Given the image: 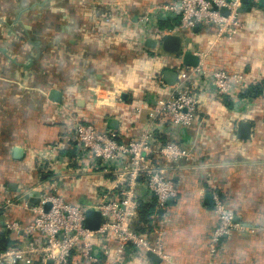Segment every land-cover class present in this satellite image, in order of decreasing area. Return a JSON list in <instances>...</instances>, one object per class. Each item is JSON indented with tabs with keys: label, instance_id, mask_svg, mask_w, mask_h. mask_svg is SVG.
I'll return each instance as SVG.
<instances>
[{
	"label": "crops",
	"instance_id": "obj_1",
	"mask_svg": "<svg viewBox=\"0 0 264 264\" xmlns=\"http://www.w3.org/2000/svg\"><path fill=\"white\" fill-rule=\"evenodd\" d=\"M171 1L0 0V183L5 182L7 196L14 198L35 183V154L64 130L55 120L60 105L122 142L139 139L150 109L166 95L156 83L168 69L163 63L173 70L180 62L175 55L149 52L138 22L153 6ZM113 3L128 12L127 24H104ZM243 12L245 30L214 46L204 64L249 74L254 83L238 90L235 99H214L209 82L197 86L201 104L193 123L160 139L178 142L191 155L171 173L177 196L140 232L152 236L158 229L163 253L176 264L208 263L207 243L216 221L204 195L212 192L239 220L213 264H264V9ZM179 34L198 50L214 36L212 28ZM96 87L119 91L120 100L108 107L95 104ZM50 90L61 93L59 103L48 99ZM100 90L97 96L106 98ZM240 122L251 126L248 139L237 137ZM15 147L22 149L19 159L13 158ZM81 170L64 195L75 203L92 202L109 179L94 169ZM140 195L149 204L143 186ZM8 219L25 225L32 213L12 208ZM131 254L117 264H167L152 261L147 252Z\"/></svg>",
	"mask_w": 264,
	"mask_h": 264
},
{
	"label": "built area",
	"instance_id": "obj_2",
	"mask_svg": "<svg viewBox=\"0 0 264 264\" xmlns=\"http://www.w3.org/2000/svg\"><path fill=\"white\" fill-rule=\"evenodd\" d=\"M262 1L247 0L243 5L241 0H173L153 6L140 18L142 35L157 43L155 48L148 49L153 54L162 53L159 45L164 34L180 36L181 31L192 33L194 28H212L214 36L206 40L202 50L189 46L199 58L196 67L183 66L180 55H172L180 62L173 69L176 82L167 86L157 79L156 83L167 89L166 95L159 97L150 109L138 140L122 142L116 134L98 130L93 123L73 115L67 105L59 106L55 120L64 130L35 154L33 186L25 187L23 193L14 198L7 196L0 186L3 231L18 243L0 251V264H117L119 259L126 262L131 253L138 251L151 252L167 264H176L163 253L158 229L151 230L152 236L136 230L140 186L148 194L145 202L153 204L151 218L168 208L167 201L177 196L171 173L181 160L191 155V150L176 141L161 142L160 139L193 123L201 104L197 86L203 87L204 82H209L214 99H235L238 90L254 83L249 74L210 67L204 61L214 46L235 39L245 30L246 22L242 17L245 13H239L238 9L245 10L250 5L249 12H252L260 8ZM108 7L104 24L130 21L124 8L116 3ZM222 9L226 15L221 13ZM165 20H168L167 26H161L160 22ZM166 63L163 64L169 69ZM94 89L95 104L108 107L111 100H120L119 91ZM98 90L106 94V98L97 96ZM67 149L73 150L72 157H60L59 153ZM73 166L78 171L73 172ZM82 168L99 171L108 177L109 183L96 192L92 202L75 203L66 198L64 191L72 187V178L83 175ZM30 193H38L36 205L29 206L24 199V195ZM47 203L50 206L45 211ZM211 205L216 224L207 243V264H213L223 239L239 228L233 222V212L218 193H211ZM12 208L30 210L31 221L25 225L10 221ZM87 210L100 214V225L95 231L84 227ZM138 226L144 227L143 224Z\"/></svg>",
	"mask_w": 264,
	"mask_h": 264
},
{
	"label": "water",
	"instance_id": "obj_3",
	"mask_svg": "<svg viewBox=\"0 0 264 264\" xmlns=\"http://www.w3.org/2000/svg\"><path fill=\"white\" fill-rule=\"evenodd\" d=\"M241 3L243 5L247 4V0H241ZM260 5L264 7V1L260 2ZM264 9V8H263ZM244 11V8H239L238 12L241 13ZM221 13L223 15H226V12L224 9L221 10ZM197 29L194 28L193 31H196ZM157 45L156 41L153 39H147L145 41V46L147 48L153 49ZM160 50L165 54L170 55H180L181 64L183 66L188 67H196L199 62L198 56H196L192 50L188 47L186 43L182 41V38L179 35L175 34H164L161 37L160 41ZM176 73L173 70H164L160 76V80L167 86H171L176 82ZM48 99L51 102L59 103L61 100V93L57 90H50L48 93ZM250 124L246 122H240L237 126V137L238 139L245 140L249 138L250 135ZM22 154V149L15 147L13 149V158L19 159ZM11 189L13 188V185L10 186ZM24 198L27 200V203L29 206L36 205L39 201L38 199V193L33 194H25ZM172 200L167 201V205L171 204ZM204 202L210 204L211 203V194H205L204 195ZM50 204L47 203L44 206V210L47 211L49 209ZM159 213V212H158ZM101 217L98 211L95 210H87L85 212V218H84V227L90 231H95L98 229L100 225ZM238 218L234 216V223H238ZM0 222L3 223V216L0 212ZM148 258H150L152 261L158 263L160 262V258H158L156 255H154L151 252H147ZM47 264H51L50 262H47Z\"/></svg>",
	"mask_w": 264,
	"mask_h": 264
},
{
	"label": "trees",
	"instance_id": "obj_4",
	"mask_svg": "<svg viewBox=\"0 0 264 264\" xmlns=\"http://www.w3.org/2000/svg\"><path fill=\"white\" fill-rule=\"evenodd\" d=\"M258 7L260 8H264L263 6L261 5H258ZM252 9V7L250 5H247L245 10H250ZM60 155H67L69 157H72L73 155V150H64V152H61ZM2 185V186H1ZM0 186L2 187V189L4 191H6V184L5 182L4 183H0ZM154 212V207H153V204L152 203H149V204H145L143 203L142 201H140L138 203V216H137V221H136V225H137V231H143L144 227L147 229L149 227V223L151 221V215L153 214ZM140 224H143L144 227H140L138 225ZM17 241L14 240V238H12V236L7 233H5L3 231V225L0 226V251L2 250H5L7 248H10V247H14L16 246ZM74 259L76 261L79 260V257H74ZM75 261V262H76Z\"/></svg>",
	"mask_w": 264,
	"mask_h": 264
}]
</instances>
